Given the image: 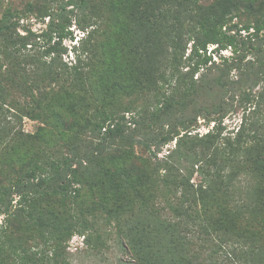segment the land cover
Returning a JSON list of instances; mask_svg holds the SVG:
<instances>
[{"label":"trees","instance_id":"obj_1","mask_svg":"<svg viewBox=\"0 0 264 264\" xmlns=\"http://www.w3.org/2000/svg\"><path fill=\"white\" fill-rule=\"evenodd\" d=\"M45 3L24 10L40 36L0 17V264H71L75 235L99 254L112 233L119 264H264V0Z\"/></svg>","mask_w":264,"mask_h":264},{"label":"rangeland","instance_id":"obj_2","mask_svg":"<svg viewBox=\"0 0 264 264\" xmlns=\"http://www.w3.org/2000/svg\"><path fill=\"white\" fill-rule=\"evenodd\" d=\"M38 2V6H41V9H44L46 3L45 0H35ZM68 1V0H58ZM28 0H1L0 1V17L3 11L7 9L15 10L16 13L19 14L18 18V32L21 35H26L28 29L32 31L35 35L40 36L43 32L48 30V26L50 23V17H42L39 14H26L24 11L26 8ZM58 5L56 3H50V7L56 8ZM71 8V7H70ZM71 32L73 33L74 40L72 41L70 38L64 40L63 45L69 49V53L64 56V61L74 63V54L70 53L71 47L77 42L79 38L83 36V31H80L75 24L73 23L70 27ZM233 34H235L233 32ZM242 36H245L246 33L244 31L240 32ZM42 43V42H41ZM217 49L216 45H210L208 48V53H212L214 56V60L220 62V57L215 52ZM219 54L223 55V57H230L232 55L231 49L221 50ZM243 113L242 110H230L226 114L223 119V126L225 127L224 133L232 132V130L237 129L241 123V117ZM23 129L26 133H35L39 126L42 124L39 121H33L29 118L23 119ZM215 123L207 124L203 118H199L198 126H196L193 134L198 133L200 136L206 135L209 131L214 128ZM174 146V143H171L169 146L163 148V150L159 153V158H163L168 154V150ZM137 152H140L139 148H136ZM200 181V177L195 175L194 182L198 183ZM4 221V216L0 215V223ZM110 239L108 240L104 249L101 250L99 254H92L90 252L83 253V249L85 248L84 238L79 235H75L69 242L68 251L71 255V264H119L120 260L126 262H132V256L127 251H123L119 246L117 241V236L112 233L110 235Z\"/></svg>","mask_w":264,"mask_h":264}]
</instances>
